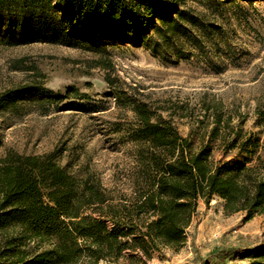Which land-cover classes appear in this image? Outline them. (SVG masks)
I'll use <instances>...</instances> for the list:
<instances>
[{
    "label": "trees",
    "instance_id": "trees-1",
    "mask_svg": "<svg viewBox=\"0 0 264 264\" xmlns=\"http://www.w3.org/2000/svg\"><path fill=\"white\" fill-rule=\"evenodd\" d=\"M234 2L210 0L204 14L185 7L184 0H0V43L81 46L101 56L97 66L108 69L102 32L169 62L201 57L211 65L210 51L222 53L224 36L216 16L225 6L238 8ZM115 82L107 76L118 105L135 117L129 136L138 185L130 203L113 205L98 183L71 177L49 155L8 152L0 159V264H118L128 250L147 255L156 247L178 249L200 199L216 197L226 214L244 212L247 220L264 214V161H214L209 144L192 150L170 121H153L147 105ZM70 96L78 97L73 87L61 94L31 81L1 93L0 112L15 113L24 100L45 112ZM93 205L95 218L85 215ZM44 245L49 248L39 250ZM241 258L264 264V245L243 250Z\"/></svg>",
    "mask_w": 264,
    "mask_h": 264
},
{
    "label": "rangeland",
    "instance_id": "rangeland-1",
    "mask_svg": "<svg viewBox=\"0 0 264 264\" xmlns=\"http://www.w3.org/2000/svg\"><path fill=\"white\" fill-rule=\"evenodd\" d=\"M209 1L184 0V6L208 14ZM234 3L238 8L225 6L216 16L224 36L222 53L210 51L211 65L201 57L169 62L102 32L108 69L97 66L101 56L81 46L0 43V94L31 81L61 94L68 87L78 93L45 112L30 100L15 113L0 112V159L8 152L49 155L71 177L98 183L113 205L129 204L138 185L129 136L135 117L118 105L108 76L128 97L146 104L153 121H170L192 150L209 144L214 161H264V0ZM233 140L235 148L225 150ZM95 209L90 206L85 215L98 217ZM246 217L226 214L216 197L200 199L182 247H156L147 255L128 250L118 264H246L241 252L264 245V214Z\"/></svg>",
    "mask_w": 264,
    "mask_h": 264
}]
</instances>
